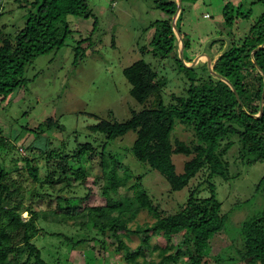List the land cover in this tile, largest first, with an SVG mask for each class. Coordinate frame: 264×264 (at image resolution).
Returning <instances> with one entry per match:
<instances>
[{
  "label": "rangeland",
  "instance_id": "obj_1",
  "mask_svg": "<svg viewBox=\"0 0 264 264\" xmlns=\"http://www.w3.org/2000/svg\"><path fill=\"white\" fill-rule=\"evenodd\" d=\"M20 1L23 6L19 5ZM20 1L0 0V45L5 35L13 38L26 20L31 4ZM87 1L92 14L89 17L68 15L71 32L65 43L58 49L36 56L26 64L24 84L10 96V100L0 106V128L16 147L14 153L4 155V164L11 170V177L24 186V191L18 196L23 204H28L30 200L34 209L48 206L56 208L58 203L66 206L64 199H59L58 192L51 189L45 181L48 172L55 177L60 173V169L55 168L58 159H51L52 166H48V161L38 151L39 147L32 146L28 149L34 139L29 128L52 117L58 125L46 132L49 139L47 147L74 153L79 145L90 142L95 150L89 154L85 152L84 155H77L79 158L76 155L70 157L73 160L70 164L73 166L83 165L84 179L81 180L78 176V184L60 192L63 197L85 196L88 193L87 198L82 199L64 221L39 220L41 231L33 241L41 249L43 258L49 261L84 264L82 248H68L64 237L55 233L60 232L74 238L82 235L94 236L95 239L104 238L108 241L109 252L102 264H125L116 250L111 230L107 229L104 234L97 233V225L86 214L84 205L133 196L142 187L153 202L158 204L163 214H166L183 204L189 189L203 179L205 169L198 171L183 188L171 190L170 184L160 172L133 156L130 147L136 135L134 131L107 139L102 132L93 131L90 126L102 121L126 120L132 111L157 106L160 97L167 104L172 101V94H185V88L191 81L198 82L207 78L210 72L206 56L202 53L211 56L220 49H226L230 38L243 36L264 11V0H183L177 23L183 37L189 40L188 46L182 50L183 58H190L189 62H184L181 58V37L178 38V47L173 48L166 57L154 55L151 51L150 40L155 26H150V23L169 16L156 6L162 0ZM224 10L232 15L231 26L224 23ZM205 13L209 15L204 16ZM79 40H83V49L76 59L73 46ZM140 58L151 65L158 77L165 80L159 93L152 92L142 102L130 94L131 85L123 74L125 67ZM179 62L184 65L192 62V70L186 71ZM171 141L173 146L179 141L193 148L196 140L192 127L176 121ZM239 148L235 141L224 156L228 161L229 178L214 176L211 179L221 201L225 223L223 229L210 239L207 252L212 257L209 256L206 264H220L215 258L229 246L232 253L242 249L244 233L253 230L249 218L258 214L264 204V196L256 191V184L264 174V159L249 163L247 159L250 155L241 156ZM194 154L193 151H174L171 154L174 173L182 172L184 162ZM26 155L31 156L33 163L37 164L42 185L40 182L34 183L28 172L21 168L24 166L21 157ZM102 155L118 176L125 175L128 170L132 173L116 192L110 191L109 194L103 193L102 188L105 183ZM110 155L117 163L114 167ZM11 157L17 159L20 172L14 169ZM136 176L139 178L135 184ZM56 182L55 185H58V181ZM33 186L41 195L30 197V188ZM199 194L206 196L209 190L204 188ZM21 216L26 219V211ZM153 220L154 217L146 209H141L133 222L129 223V227L133 228L137 223L150 224ZM122 238L131 249L142 246L140 261L152 257L159 262V251H174L181 235L167 237L160 231L150 230L143 239L135 233ZM95 239L89 240L87 244L92 246L94 243L97 253L102 251V247ZM234 264L258 263L248 257L245 261Z\"/></svg>",
  "mask_w": 264,
  "mask_h": 264
},
{
  "label": "trees",
  "instance_id": "obj_2",
  "mask_svg": "<svg viewBox=\"0 0 264 264\" xmlns=\"http://www.w3.org/2000/svg\"><path fill=\"white\" fill-rule=\"evenodd\" d=\"M23 1L31 4L23 26L16 31L13 38L5 35L0 45V106L10 100V96L24 84L26 64L36 56L58 49L65 43L71 32L67 16L71 14L89 17L92 14L87 0ZM19 5L23 6L22 1ZM156 6L166 11L169 16L150 23V26H155L150 47L154 55L166 57L173 48L178 47V37L171 22L176 0H162ZM223 12L224 23L231 26L232 15H228L226 10ZM180 14L181 8L175 24L181 35L183 50L188 46L189 40L183 37L178 26ZM81 42L83 40L77 41L73 46L76 59L83 49ZM263 42L264 11L243 36L230 38L228 47L217 55L212 63V70L217 75L210 71L207 78L198 82L189 77L193 81L185 88V94H172V101L167 104H164L160 97L157 106L132 111L126 120L102 121L90 126L93 131L102 132L107 139H114L130 130L134 131L136 135L130 147L133 156L160 172L170 184L171 190L183 188L198 171L205 169L203 179L189 189L183 204L166 214H163L158 204L153 202L142 187H139L133 196L84 205L86 214L97 225V233L104 234L107 229L111 230L116 250L123 257L125 264H206L211 256L207 252L210 239L223 229L225 223L221 201L216 195L211 179L214 176L229 178L228 161L224 156L235 141L240 147L241 156L250 155L247 162L264 159V97L262 112L254 115L259 113L264 85V46L255 50L254 48ZM185 61L189 62L190 59H184ZM179 64L186 71L193 68L183 62ZM123 74L131 85L130 94L139 102L144 101L152 92L159 93L165 85L164 78L158 77L157 72L143 58L125 67ZM221 77L227 79L228 83ZM176 121L192 127L196 140L193 148L179 141L173 146L171 132ZM57 125L52 117H48L29 128L34 139L28 149L32 146L39 147L38 151L48 161V166H52L51 159H58L55 168L58 167L60 173L55 177L53 173L48 172L45 181L51 189L58 192L57 197L64 199L66 205L58 203L56 208L48 206L39 209H34L30 200L25 205L18 199L24 191V186L19 180L11 177V170L4 164V155L14 153L16 147L0 128V264H61L43 258L41 249L33 239L41 231L39 220L64 221L67 214H72L76 205L87 198L88 193L85 196L63 197L60 192L78 184V176L81 180L85 176L83 165L73 166L70 164L73 161L70 157L76 155L79 158L77 155H84L85 152L89 154L95 147L87 142L79 145L74 153L47 147L49 139L46 132ZM174 151L195 153L184 162L183 171L180 173H174L173 170L171 154ZM21 158L24 161L21 168L28 172L34 183H41L38 166L33 163V158L29 155ZM109 158L113 160L111 164L114 167L115 159H112L111 155ZM101 159L105 176L103 193L116 192L132 173L128 170L125 175L118 176L104 155ZM11 160L14 169L20 172L17 159L11 157ZM138 178L134 177L135 184ZM56 181L58 185H55ZM204 188L209 190V194L200 196L199 193ZM256 191L264 196V174L256 184ZM37 195L41 193H37L34 186L30 188V197ZM141 209H146L154 217L153 222L137 223L133 228L129 227V223L133 222ZM24 211L27 213L26 219L21 216ZM249 219L253 230L244 233L242 249L232 253L230 246L227 247L215 258L218 263L234 264L251 257L258 264H264V204L258 214ZM150 230L160 231L167 237L181 235L174 251H159V262L152 257L140 261L142 246L131 249L122 238L124 235L135 233L143 239ZM55 235L64 237L68 248H82L84 264H102L109 252L108 241L104 238L95 239L94 236L85 235L74 238L60 232ZM93 238L101 244L102 251L96 253L94 243L92 246L87 244Z\"/></svg>",
  "mask_w": 264,
  "mask_h": 264
},
{
  "label": "water",
  "instance_id": "obj_3",
  "mask_svg": "<svg viewBox=\"0 0 264 264\" xmlns=\"http://www.w3.org/2000/svg\"><path fill=\"white\" fill-rule=\"evenodd\" d=\"M180 8H181V0H176V9H175V11H174V13H173V15H172V21H171V22H172L173 28H174V30H175L176 35H177L178 38H180L181 35H180V32L178 31V29H177V27H176L175 21H176V18H177L178 13H179V11H180ZM262 46H264V42L261 43V44H259L258 46H256V47L254 48V50H255V49H258V48H260V47H262ZM179 50H180L181 58H183V55H182V45H181V47L179 48ZM202 54L206 56V61H207V64H208V67H209L210 71H211L213 74L217 75V73L214 72V71L212 70V64H211L210 56H209L208 54H205V53H202ZM193 61H194V60H193ZM193 61H192V62H193ZM192 62H191L190 64H188L187 66H192V65H191ZM221 79H223L224 81H226V82L228 83L227 79H225V78H223V77H221ZM231 87H232V86H231ZM232 89H233V91H235L233 87H232ZM235 95H236V97L238 98L236 92H235ZM263 97H264V85H263V89H262V93H261L259 113L254 114L255 116L259 115V114L262 112ZM238 100H239V99H238ZM239 102H241V101L239 100Z\"/></svg>",
  "mask_w": 264,
  "mask_h": 264
},
{
  "label": "crops",
  "instance_id": "obj_4",
  "mask_svg": "<svg viewBox=\"0 0 264 264\" xmlns=\"http://www.w3.org/2000/svg\"><path fill=\"white\" fill-rule=\"evenodd\" d=\"M221 52V49L214 52L211 56H210V59H211V64L214 62L215 58L217 57V55ZM201 55V54H199ZM198 56V55H197ZM197 56L194 58V60L197 58ZM190 59V58H189ZM192 59V58H191ZM199 61V59L197 60Z\"/></svg>",
  "mask_w": 264,
  "mask_h": 264
},
{
  "label": "built area",
  "instance_id": "obj_5",
  "mask_svg": "<svg viewBox=\"0 0 264 264\" xmlns=\"http://www.w3.org/2000/svg\"><path fill=\"white\" fill-rule=\"evenodd\" d=\"M209 14L208 13H205L204 16H208Z\"/></svg>",
  "mask_w": 264,
  "mask_h": 264
}]
</instances>
